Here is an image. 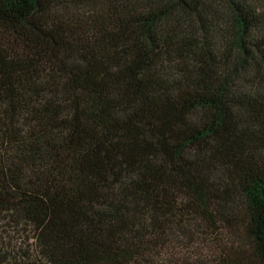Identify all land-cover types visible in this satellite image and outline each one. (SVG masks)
<instances>
[{"label": "trees", "instance_id": "trees-1", "mask_svg": "<svg viewBox=\"0 0 264 264\" xmlns=\"http://www.w3.org/2000/svg\"><path fill=\"white\" fill-rule=\"evenodd\" d=\"M0 264H264V0H0Z\"/></svg>", "mask_w": 264, "mask_h": 264}, {"label": "rangeland", "instance_id": "rangeland-1", "mask_svg": "<svg viewBox=\"0 0 264 264\" xmlns=\"http://www.w3.org/2000/svg\"><path fill=\"white\" fill-rule=\"evenodd\" d=\"M32 234L26 227L16 228L12 224L6 225L0 219V246H4L7 250L14 249L24 255L30 254L34 249L33 239H30Z\"/></svg>", "mask_w": 264, "mask_h": 264}]
</instances>
